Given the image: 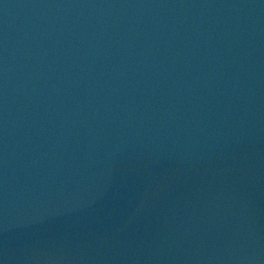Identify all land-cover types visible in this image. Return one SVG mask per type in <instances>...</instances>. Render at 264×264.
I'll list each match as a JSON object with an SVG mask.
<instances>
[{"label":"water","instance_id":"95a60500","mask_svg":"<svg viewBox=\"0 0 264 264\" xmlns=\"http://www.w3.org/2000/svg\"><path fill=\"white\" fill-rule=\"evenodd\" d=\"M0 264H264V0H0Z\"/></svg>","mask_w":264,"mask_h":264}]
</instances>
